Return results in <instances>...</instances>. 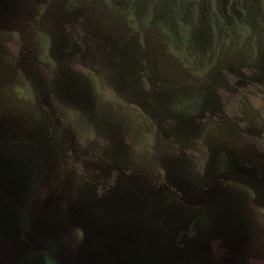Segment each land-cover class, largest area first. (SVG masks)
Wrapping results in <instances>:
<instances>
[{
	"label": "rangeland",
	"instance_id": "1",
	"mask_svg": "<svg viewBox=\"0 0 264 264\" xmlns=\"http://www.w3.org/2000/svg\"><path fill=\"white\" fill-rule=\"evenodd\" d=\"M7 244L264 264V0H0V264Z\"/></svg>",
	"mask_w": 264,
	"mask_h": 264
},
{
	"label": "trees",
	"instance_id": "2",
	"mask_svg": "<svg viewBox=\"0 0 264 264\" xmlns=\"http://www.w3.org/2000/svg\"><path fill=\"white\" fill-rule=\"evenodd\" d=\"M172 37L169 35V39H171ZM175 107L178 109V110H183V111H188L189 109L190 110H195V102H194V100L192 99V100H190V99H187V98H185V97H182L181 99H177V98H175ZM229 157V160H230V163L228 164V166H229V168H231V169H233V168H235V161L236 160H234L233 158H231L230 156H228ZM8 233L9 234H7L6 236H7V238L11 241V243L13 244V242L12 241H14V242H16L15 240H16V236L14 235V233L12 232H9L8 231ZM6 238V239H7ZM162 238V237H161ZM8 239H7V241H8ZM18 240V239H17ZM8 244H10L9 242H8ZM7 244V245H8ZM161 244H162V248H164L165 250H166V253L168 252V253H170L168 250H171V247L169 246L168 247V245L166 244V242H165V240H161ZM11 245V244H10ZM10 245H8V246H10ZM14 246V245H13ZM11 247V246H10ZM15 247V246H14ZM27 248L28 249H26V250H19L18 248H12L11 247V254H13L14 256H16L17 255V251H18V256H17V258H16V260L13 262L14 264H44V263H41V261H39L38 259H37V255L35 256V255H33V250H30V246L29 245H27ZM17 249V250H16ZM151 249H149V251H150ZM148 250H143L142 251V255L143 256H148V257H150V259H148V262L150 261V264L151 263H153L154 264V262H155V264H162V261H159V260H157V259H155V261L154 260H152V256H151V252L153 251V250H151L150 252H149ZM6 254H8L7 252H6ZM174 256H175V254H174ZM169 264H175V262L174 261H172V263L170 262Z\"/></svg>",
	"mask_w": 264,
	"mask_h": 264
}]
</instances>
